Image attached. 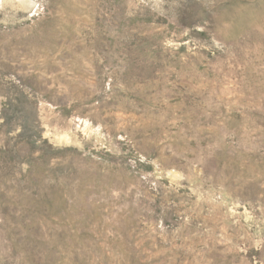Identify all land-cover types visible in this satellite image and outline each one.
<instances>
[{
  "label": "rangeland",
  "instance_id": "obj_1",
  "mask_svg": "<svg viewBox=\"0 0 264 264\" xmlns=\"http://www.w3.org/2000/svg\"><path fill=\"white\" fill-rule=\"evenodd\" d=\"M0 264H264V0H0Z\"/></svg>",
  "mask_w": 264,
  "mask_h": 264
}]
</instances>
